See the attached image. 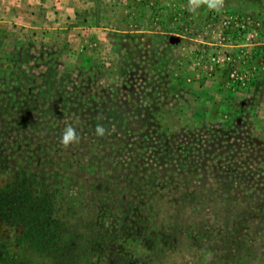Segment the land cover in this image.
<instances>
[{
    "label": "rangeland",
    "instance_id": "obj_1",
    "mask_svg": "<svg viewBox=\"0 0 264 264\" xmlns=\"http://www.w3.org/2000/svg\"><path fill=\"white\" fill-rule=\"evenodd\" d=\"M98 3L106 9L101 22ZM188 4L0 0V77L10 71L19 42H52L61 53L58 65L76 70L71 88L81 84L96 93L118 86L127 131L143 133L133 136V149L128 139L111 149L110 138L102 149L50 148L67 120L41 118L31 147L24 134L0 136V189L17 177L24 189L36 186L38 197L51 187L57 219L71 210L85 215L91 202H101L104 232L118 234L115 245L136 264H264V0H225L220 12L207 6L192 12ZM35 174L43 179L28 183ZM114 200L121 205L111 212ZM148 212L162 236L154 254L145 240L126 243ZM16 226L0 221V239L10 243ZM238 232L240 242L230 244ZM234 248L245 252L233 257ZM113 249L85 261L110 264Z\"/></svg>",
    "mask_w": 264,
    "mask_h": 264
},
{
    "label": "trees",
    "instance_id": "obj_2",
    "mask_svg": "<svg viewBox=\"0 0 264 264\" xmlns=\"http://www.w3.org/2000/svg\"><path fill=\"white\" fill-rule=\"evenodd\" d=\"M100 10L106 9L104 6L101 7V3H98L95 19L99 22H101ZM144 26L139 25L135 30L142 31ZM151 36L153 39L158 37L154 34ZM43 42L36 43V40L32 39L19 42V46L17 48L14 46V50L9 56L11 69L0 77V116H3L6 121V125L0 127V136L3 139H12L24 134L26 138H30L28 147H31L29 145L36 141L33 130L40 131L38 122L43 124L40 119L55 115L54 118L58 123L61 120L58 117L63 115L65 117L62 118L67 122L63 123L59 132L57 131L58 135L49 141L50 148L53 145L59 149H68L72 146L64 147L60 143L64 127L71 124L79 133L80 140L75 144H79L80 149H102L101 144L108 138L112 140L109 141L111 149H120L119 146L126 139L131 143L129 149H133V136H138L137 133L143 135V133L138 131L134 134L127 131L129 124L123 121L126 113L121 112L124 107L121 89L116 86L110 87L109 89L112 91H109L108 88L102 87L95 93L92 89L82 88L81 84L71 88L72 79L79 81L73 75L76 70L58 65L61 53L52 49L55 48L52 42L47 44ZM39 67L42 69L36 71ZM114 69H116V65L110 67V70ZM78 71L82 70L79 68ZM117 72H121L120 67ZM66 90L69 93H66ZM52 104H55V107H52ZM44 124L48 128L53 127L48 121ZM97 125L106 129L103 136L96 134ZM109 129L111 131L108 136ZM142 137H138L134 143L141 140ZM2 140L0 141L1 145H3ZM40 140L42 139L40 138ZM160 140L163 141L164 138ZM48 146L43 145L44 151L48 149ZM31 162V165L35 163L33 159ZM30 178L27 182L32 184L38 183L36 182L37 178L42 180L43 176L37 177L35 174ZM4 184L6 186H1L0 189V221L4 220L7 224L17 225V230H15L10 243L7 244L4 242L5 240L0 239V264H87L88 262L85 261L87 256L94 260L96 257L100 258L101 254L108 249H113L110 244L115 245L118 234L104 232L98 214L101 202H91L89 213H85V215L79 216L78 211L71 210L67 211L65 219H57L53 215V208H51V195H55L50 193L51 187L47 186L48 190L38 197L33 191L37 187L29 185L27 189L22 188L25 187V182H20L18 177L6 181ZM108 186L103 188H108ZM16 188L20 192H14L13 190ZM43 188H46L45 185ZM106 191L109 190L106 189ZM55 193L62 195L61 186H56ZM120 200H125V197L123 196ZM109 205L110 211L115 212L120 209L121 204L118 205V201L114 200L109 201ZM262 223L264 224V219H262ZM157 226L155 218L148 212L137 231L138 235L133 233L129 235L134 237L128 238L127 247L145 240V244L154 254L158 241L162 239V236H158L154 231ZM239 234L238 232L236 238L234 235L228 237L230 244L233 242L236 245L240 242ZM115 246L116 248L109 256L110 264H136L133 256L128 255L123 247ZM13 247L16 248L17 253L11 251ZM118 250L122 252L119 253ZM233 250L235 253L233 257L236 253L245 252L244 249L240 252L237 248ZM248 253L250 254L251 251ZM259 259L264 260V256Z\"/></svg>",
    "mask_w": 264,
    "mask_h": 264
},
{
    "label": "clouds",
    "instance_id": "obj_3",
    "mask_svg": "<svg viewBox=\"0 0 264 264\" xmlns=\"http://www.w3.org/2000/svg\"><path fill=\"white\" fill-rule=\"evenodd\" d=\"M225 5V0H189L188 8L190 11L195 12L201 6H207L209 10L220 12ZM96 134L98 136H103L106 129L100 125H97ZM80 140L79 133L76 131V128L71 124H67L62 132L60 137V143L64 147H69L75 143H78Z\"/></svg>",
    "mask_w": 264,
    "mask_h": 264
}]
</instances>
